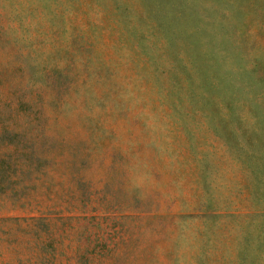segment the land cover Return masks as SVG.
Returning a JSON list of instances; mask_svg holds the SVG:
<instances>
[{"label":"rangeland","instance_id":"rangeland-1","mask_svg":"<svg viewBox=\"0 0 264 264\" xmlns=\"http://www.w3.org/2000/svg\"><path fill=\"white\" fill-rule=\"evenodd\" d=\"M0 264H264V0H0Z\"/></svg>","mask_w":264,"mask_h":264}]
</instances>
